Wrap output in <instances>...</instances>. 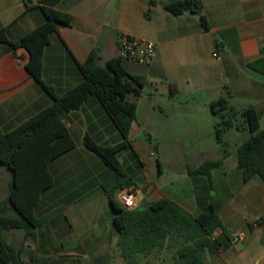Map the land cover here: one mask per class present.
Masks as SVG:
<instances>
[{
  "label": "crops",
  "instance_id": "crops-1",
  "mask_svg": "<svg viewBox=\"0 0 264 264\" xmlns=\"http://www.w3.org/2000/svg\"><path fill=\"white\" fill-rule=\"evenodd\" d=\"M174 1L0 0V29L7 28L9 39L15 42L46 21L40 6L73 15L70 26H58L43 56V81L59 95L81 82L78 64L84 63L93 50L100 52V65H104L108 59L119 56L118 42L123 34L154 41L158 49L152 64L124 62L130 74L146 79L129 133L132 143L134 131H141L143 126L149 130L143 131L147 134L144 143L148 145L152 141L156 145L183 144L186 140L213 144L216 117L210 104L220 98H228L237 110L255 106L261 123L264 0H200L208 30L198 14L185 12L177 16L168 12L165 6ZM27 62L25 49L13 54L10 45L0 44V126L5 131L18 127L52 103L49 94L28 73ZM145 103L148 108L142 106ZM141 106L143 115L139 116ZM66 123L76 146L50 165L54 184L35 207L42 225L33 237H27L24 230L5 234L9 244L24 249L25 260L34 252L37 264H55L51 259L55 251L66 257L90 256L100 242L107 241V233L102 232L97 219L99 228L80 234L76 244H67L65 236H69L73 226L66 213L76 206L104 210L108 204L110 208L107 192L117 187L115 175L85 147L84 137L88 134L97 143L114 145L121 142V134L94 96L69 113ZM248 136L233 151L225 141V155L219 147L198 151L167 184L156 179L149 181L147 162L139 155L143 167L132 170L136 172L133 182L137 201L142 193L149 196L148 206L166 197L193 216L213 207L229 239L239 231H248L250 223L264 215V182L259 177L245 182L238 165L237 148ZM133 146L137 152L134 143ZM154 154L157 156L151 153ZM219 159L222 165L212 171L211 177L190 174L204 161ZM129 160L128 165L132 161ZM157 165L161 176L163 165L159 159ZM5 178L8 179L6 175ZM125 190L131 189H120L115 198L118 200ZM152 194L154 198L150 199ZM110 216L112 220L111 208ZM220 234L218 230L216 235ZM207 264H264V229L252 230L244 242L231 243L217 254L207 255Z\"/></svg>",
  "mask_w": 264,
  "mask_h": 264
},
{
  "label": "trees",
  "instance_id": "trees-1",
  "mask_svg": "<svg viewBox=\"0 0 264 264\" xmlns=\"http://www.w3.org/2000/svg\"><path fill=\"white\" fill-rule=\"evenodd\" d=\"M40 9L46 21L18 41L9 39L7 28L0 29V44L10 45L13 54L18 49L26 50L28 73L52 99L47 108L18 127L5 131L0 126V167L12 175L10 193L0 202V264H37L34 252L25 260L24 249L9 244L5 234L24 230L27 237H33L36 228L42 225L43 220L35 215V207L43 193L54 184L50 165L76 146L67 127V116L80 109L89 98L94 96L100 100L121 134V142L114 145L97 143L88 134L84 137L85 147L114 173L116 188L134 191L135 171L143 167L129 133L136 120L137 100L143 94L145 77L130 74L120 56L100 65L102 57L95 49L84 63L78 64L81 82L62 95L57 94L42 78L44 51L58 26H70L74 17L45 6H40ZM165 9L177 16L185 12L198 14L204 29H209L200 0H176L167 4ZM210 109L217 119L215 139L223 155L228 152L225 135L231 129L247 131L248 138L237 148L238 165L245 182L254 177L264 182V129L260 128V112L253 105L237 110L230 105L228 98L213 101ZM239 117L244 120L243 126L237 123ZM128 150L131 151L129 158L136 161L137 169L128 165V161L122 163L119 158ZM221 165L222 159L206 160L190 174L211 177L212 171ZM107 197L113 235L118 237L119 247L127 260L138 254L146 256L156 248L178 244L174 264H207V255L217 254L231 244L229 234L213 207L193 216L166 197L150 203L145 210L125 208L115 198L114 191L107 192ZM218 230L221 234L217 236Z\"/></svg>",
  "mask_w": 264,
  "mask_h": 264
},
{
  "label": "rangeland",
  "instance_id": "rangeland-1",
  "mask_svg": "<svg viewBox=\"0 0 264 264\" xmlns=\"http://www.w3.org/2000/svg\"><path fill=\"white\" fill-rule=\"evenodd\" d=\"M124 62L127 63L128 60L124 59ZM147 88H151L150 85H147ZM144 108H148V103L142 105ZM141 106L139 110V116L143 115V107ZM153 115V114H151ZM217 121V119H216ZM237 123H244V120L239 117ZM261 129L264 128V116L261 120ZM215 130V129H214ZM145 131L143 126L141 131H134L132 139L135 147L137 149L138 156H142L148 165V179L151 183L156 180H161L163 183H170L174 176L180 172L186 165L187 159L196 154L198 151L206 152L214 148L221 146L214 141L213 144H200L199 142L186 140L183 144H169L163 143L161 145H156L152 141L149 145L144 143L146 140V135L143 133ZM168 131V130H167ZM248 132H238L236 129H231L224 137V140L230 144V150L233 151L235 146L238 145L243 137H247ZM152 152L157 153V156L151 155ZM129 154L131 151H124L120 155V160L122 163L129 160ZM204 155V154H203ZM202 155V157H203ZM157 159L162 162L163 174L159 176ZM130 166L136 167V161L132 160ZM0 173H2V178H0V200L8 197L10 193V183L12 175L4 167H0ZM5 175L8 177L5 178ZM120 191L119 188L115 189V193ZM154 198V194L150 199ZM149 201V196L145 193H142L138 197L137 209L145 210L148 208L147 202ZM94 215V216H93ZM68 219H70L73 230L69 232V236H65L68 243L76 244L80 237V234L87 233L90 229L99 228L97 219L100 220V228L103 229L102 232L107 233V241L100 242L96 250H91L90 256H80V257H66L60 256L55 252L51 253V259L55 261V264H174L175 255L177 252L178 244H172L168 247L162 249H153L148 255L138 254L136 257L126 259L123 256L122 249L119 247L118 237L114 236L113 224L110 216V208L108 204L103 210L101 208H83L80 206L73 207L68 213H66ZM64 242H60V245H63ZM59 245V247H61ZM87 253V252H85ZM86 255V254H85Z\"/></svg>",
  "mask_w": 264,
  "mask_h": 264
},
{
  "label": "built area",
  "instance_id": "built-area-1",
  "mask_svg": "<svg viewBox=\"0 0 264 264\" xmlns=\"http://www.w3.org/2000/svg\"><path fill=\"white\" fill-rule=\"evenodd\" d=\"M157 44L145 38L123 34L119 38L118 51L123 59L131 60L143 65H150L157 56ZM218 56L217 53L214 54ZM118 201L127 209L137 208V193L133 190L123 191ZM264 229V215L250 223L248 231H239L231 239L232 244L242 243L252 230Z\"/></svg>",
  "mask_w": 264,
  "mask_h": 264
}]
</instances>
